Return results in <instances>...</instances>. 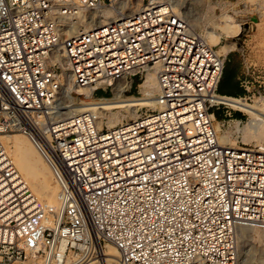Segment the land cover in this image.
Returning a JSON list of instances; mask_svg holds the SVG:
<instances>
[{
	"label": "built area",
	"instance_id": "obj_1",
	"mask_svg": "<svg viewBox=\"0 0 264 264\" xmlns=\"http://www.w3.org/2000/svg\"><path fill=\"white\" fill-rule=\"evenodd\" d=\"M118 1L0 0V264H238V229H264V149L220 142L247 115L219 93L229 53L170 0L65 36L79 13ZM60 56L79 88L155 71V107L110 130L95 111L63 116ZM15 133L60 187L54 226L2 140Z\"/></svg>",
	"mask_w": 264,
	"mask_h": 264
},
{
	"label": "bare ground",
	"instance_id": "obj_2",
	"mask_svg": "<svg viewBox=\"0 0 264 264\" xmlns=\"http://www.w3.org/2000/svg\"><path fill=\"white\" fill-rule=\"evenodd\" d=\"M141 1L142 0H119L114 6H103L95 9H88L85 13H79L75 18V21L71 23L65 31V36L70 37L81 31H90L96 27L115 22L121 17L140 10L142 5L139 2ZM151 1L160 2L164 0ZM170 1L172 2L174 10L183 16L189 26L194 29L195 25L191 24L188 19H193L192 17L195 16L193 11L187 7H183L182 3L179 4L177 0ZM236 14H238V12L234 15ZM261 16L262 15H260V17ZM243 22L244 21L238 19L237 15L232 18H222L219 22H211L210 30H206L201 37L209 45L216 46L218 52L223 55H227L234 49L242 51V38L253 28V25L245 27ZM210 34H215L218 37L230 35L235 38V42L231 41L227 36L228 39L225 40L226 43L221 45L222 40L217 39L211 41ZM59 61L63 66V87L67 102V105L64 104L63 111V116L65 117L88 111H95L99 118V128L101 130H110L139 117L142 108L155 107L156 105L155 96L158 92V82L155 71H148L145 80L140 84V91L144 95L143 98L125 96V92L131 88L132 82L127 78H123L122 80L113 83L112 91L115 95L114 100H100L96 102V100H94V95L97 93L98 89L79 88L75 86L72 82L71 73L66 67L62 56L59 57ZM103 89L106 90V86H104ZM73 93L78 96L83 95L84 98L89 101L79 100L78 97L73 95ZM223 100L234 109L247 114L249 119L243 126L240 125L239 120H236V127L234 126L235 134L237 136L236 138H233L231 133L223 131L224 134L220 135L221 144L235 146L237 145L239 136L242 142H255L256 145L254 146L264 149V98H259L254 103H249L245 98L230 97ZM67 111H69V115H67ZM104 123L107 125L106 128L104 127ZM20 135L7 134L2 137V140L28 188L34 197L47 209V217L45 220L46 226H54L58 220L60 187L56 182L50 167L31 140L24 134H22L24 136ZM230 139L234 141H231ZM262 229L257 226L240 227L237 231V237L240 238L242 234H247L250 231L258 230V232L261 233L259 230ZM239 252L240 249L238 246V259H240L243 264H250V260H241V254ZM106 254L110 259H113L118 256V251L115 247L110 246L107 248ZM24 264H39V261H28Z\"/></svg>",
	"mask_w": 264,
	"mask_h": 264
},
{
	"label": "rangeland",
	"instance_id": "obj_3",
	"mask_svg": "<svg viewBox=\"0 0 264 264\" xmlns=\"http://www.w3.org/2000/svg\"><path fill=\"white\" fill-rule=\"evenodd\" d=\"M148 0H145V3ZM179 4L182 3L183 7H187L193 11L194 17L188 18L191 24L195 25V30L200 34L210 30L211 22H219L222 18H232L237 15L238 19L244 21V26L253 25V28L242 38L243 50L234 49L229 52L226 70H237L240 78V85L244 89L245 94L242 98L248 100L249 103H254L259 98H264V0H177ZM143 5L142 1L139 2ZM213 8H212V7ZM110 7V6H106ZM236 12L238 14L234 15ZM224 15V16H223ZM260 15H262L260 17ZM223 16V17H222ZM183 17V16H182ZM218 18V19H217ZM249 19V20H248ZM257 21V22H256ZM210 22V23H209ZM231 41L235 42V38L230 35H224L223 37L215 34H210V40H222V44H225V40L228 37ZM248 71V72H247ZM248 73V74H247ZM146 75L143 79L145 80ZM140 80L134 81L131 88L125 92L127 97L143 98L144 95L140 91V84L143 82ZM246 86V87H245ZM65 92V90H64ZM79 100L89 101L84 98L83 95L78 96L73 93ZM96 102L100 100H114L115 95L111 89L98 90L94 95ZM65 103V102H64ZM67 105V102L65 103ZM67 111V115H69ZM244 112L237 110L234 113V118H241ZM219 115V113H217ZM217 115V116H218ZM220 116V115H219ZM243 126L249 119V117L243 116ZM131 119V118H130ZM219 121V120H218ZM222 128L224 132L231 133L233 138H236L235 127L236 121L229 122ZM235 126V127H234ZM104 127L107 125L104 123ZM221 132V135L224 134ZM234 132V133H233ZM16 135L24 136L22 133H15ZM26 138V137H25ZM28 140V139H27ZM231 141H234L230 139ZM244 143V142H243ZM248 145H256L255 142L245 143ZM264 144V143H263ZM262 144V145H263ZM259 228V227H258ZM262 229V228H260ZM264 229L257 231H250L247 234H242L238 239V246L240 249L241 260H250V264H264ZM241 234V233H240ZM263 236V237H262ZM261 238V239H260ZM238 264L241 263L239 259Z\"/></svg>",
	"mask_w": 264,
	"mask_h": 264
},
{
	"label": "trees",
	"instance_id": "obj_4",
	"mask_svg": "<svg viewBox=\"0 0 264 264\" xmlns=\"http://www.w3.org/2000/svg\"><path fill=\"white\" fill-rule=\"evenodd\" d=\"M230 60H227V64ZM224 71L223 79L221 81V84L219 86V93L224 96L233 97V98H242V96L245 94L244 89H242L240 85V81L238 79L239 74L237 73V70H231L227 69ZM218 118L220 119L221 116L218 115Z\"/></svg>",
	"mask_w": 264,
	"mask_h": 264
},
{
	"label": "crops",
	"instance_id": "obj_5",
	"mask_svg": "<svg viewBox=\"0 0 264 264\" xmlns=\"http://www.w3.org/2000/svg\"><path fill=\"white\" fill-rule=\"evenodd\" d=\"M238 79L240 80L239 76H238Z\"/></svg>",
	"mask_w": 264,
	"mask_h": 264
}]
</instances>
